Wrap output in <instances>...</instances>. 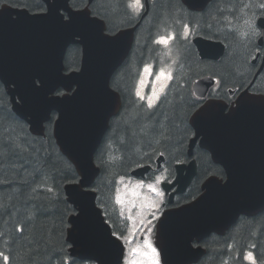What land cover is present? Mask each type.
<instances>
[{
	"label": "water",
	"instance_id": "water-1",
	"mask_svg": "<svg viewBox=\"0 0 264 264\" xmlns=\"http://www.w3.org/2000/svg\"><path fill=\"white\" fill-rule=\"evenodd\" d=\"M212 0H197L195 9L189 8V0H181L190 11H204ZM46 10L52 3L61 0H43ZM81 11L95 18L94 32L101 29L106 34L104 20L92 15L90 5ZM68 4L72 10L70 0ZM150 10V1L145 0V12L133 27L118 31L114 43L94 41L86 60L82 53L80 69L86 65L85 74L80 78L81 92L74 99L63 103H48L42 96H32L26 86V77L33 71L45 73L55 79L57 67L63 74L78 75L65 71V55L71 43L54 22L37 19L42 13H31L25 8L7 5L0 8V83L10 97L14 113L29 126L32 134L45 137L46 124L52 120L53 137L63 155L75 166L80 181H84L81 168L87 164V183L81 189L87 193V200L78 206L70 195L77 187L75 183L64 188L69 204L77 211L69 219L67 242L71 245L70 257L79 262H95L82 259L101 255L105 264H123L125 247L115 237L106 222L103 211L97 206V193L92 190L100 168L94 157L107 133L111 120L122 108V99L111 88V78L123 65L132 50L135 35ZM259 22V19L257 23ZM203 60H219L225 54L221 41L196 36L193 40ZM264 64L259 69V75ZM216 79L205 77L193 85L197 98L206 101L190 117L189 124L195 131L188 145V156L193 157L195 147L210 153L212 161L220 165L227 175L226 181L214 175L202 184L203 192L189 204L164 212L157 225L156 247L160 251L162 264H198L206 255V249L193 246L202 242L212 233L225 235L241 215L253 217L264 212V94L241 92L235 103L229 106L225 100L207 98ZM76 89L77 85H72ZM66 91L65 89H61ZM25 94V100L20 95ZM233 95L234 92L230 91ZM74 93H68L72 97ZM199 113V118L197 114ZM47 114L49 119H45ZM164 157L157 159L158 169ZM151 166H143L132 172L136 178H145ZM173 183L163 184L172 205L177 194H183L197 176V161L177 165ZM80 214L79 217L77 214ZM75 229V230H74Z\"/></svg>",
	"mask_w": 264,
	"mask_h": 264
},
{
	"label": "trees",
	"instance_id": "trees-1",
	"mask_svg": "<svg viewBox=\"0 0 264 264\" xmlns=\"http://www.w3.org/2000/svg\"><path fill=\"white\" fill-rule=\"evenodd\" d=\"M87 2L71 0V5L81 9ZM216 3L214 0L202 14L188 12L180 0H155L152 3L138 33L143 46L137 40V49L152 45V29L142 37L147 23L155 24L158 17L170 19L175 16L182 24L188 22L192 27H203L200 34L204 37L223 41L227 53L220 63L202 62L193 45L185 41L181 51L186 54L179 71H175L184 74L185 79L177 78L167 88L157 107L149 110L130 90L135 78V71L130 67L134 58L138 66L150 60L145 58L144 52L134 57V46L128 60L112 78V87L122 96L123 108L119 117L112 120L96 155V163L102 170L94 185L100 203L104 197L113 194L114 183L109 185L110 180L115 182L118 177L130 176V171L139 165L152 164L160 151L167 156L169 166H173L176 159L183 161L186 158L189 136L185 131L190 132L187 122L201 104L193 95L191 84L194 80L210 75L219 78L221 87L211 96L229 101L227 89H235L238 83L229 81L228 76H239V70L246 68L247 63L242 61V56L247 42H242L236 31L230 32L228 28L222 31V23L231 19L233 11L240 12L247 2L228 0L226 9L229 14L220 9V5L216 9ZM8 4L26 8L32 13L46 9L43 0H8ZM91 6L93 14L105 20L108 31L113 33L134 26L138 21L127 0H95ZM65 56L66 71L80 67L81 51L76 46L70 47ZM28 130V125L14 114L9 96L0 83V264H65V261L83 264L70 258V245L66 241L68 220L75 211L67 202L64 187L74 183V179L79 180L78 174L61 155L52 135V122L46 125L45 138L36 137ZM110 147L113 148L112 154L109 153ZM176 151L181 153L175 157ZM195 156L199 175L190 191L189 196L192 197L205 178L224 175L223 170L208 161L205 154ZM236 228L226 237L209 239L208 253L200 264H247L245 254L249 250L264 262V214L242 219Z\"/></svg>",
	"mask_w": 264,
	"mask_h": 264
},
{
	"label": "snow or ice",
	"instance_id": "snow-or-ice-1",
	"mask_svg": "<svg viewBox=\"0 0 264 264\" xmlns=\"http://www.w3.org/2000/svg\"><path fill=\"white\" fill-rule=\"evenodd\" d=\"M8 5V0H0V8H5ZM189 8L195 9L197 7V0H189L188 3ZM129 8L133 9L134 12H139L143 8V4L141 0H133L132 3L128 5ZM261 9H264V3L259 4ZM40 20H49L51 19L56 28L67 36V42L71 43L72 45L76 46L86 57L90 52V49L96 40H102L107 43H114L115 39L118 37L115 36L111 30H109L106 34L101 29L99 32H94L95 26V18H90L88 12L81 11V10H72L68 4V0H61L59 4L52 3L49 5L48 9L43 15L37 17ZM257 17L252 16L248 20L245 21L247 26V32L241 33V35L247 36L249 38L250 43H255L257 39L264 42V17L259 18V22L257 23ZM0 20H3L2 13H0ZM189 33V26H184V35L185 37ZM175 37L171 34L168 36H161L156 42L162 45H168L169 41L173 40ZM257 56L253 57V59L259 58V47L256 48ZM86 70V65L83 69H76L75 72L78 75H69L63 74V69L57 67L55 79H49L48 76L41 72V71H33L29 73L26 77V86L28 92L34 97H43L48 103H63L64 100L69 98H75L76 96L80 95L81 86H80V78L84 76ZM150 69L148 67L145 68V72H149ZM170 80L172 79V75L170 72H166L164 69H161L160 72L157 74L156 79L161 80ZM217 84L220 83L219 80L216 81ZM76 84V89H73L72 85ZM61 89H65L66 91H61ZM163 90V85L161 86V91ZM68 93H74L72 97L68 96ZM137 96H140L141 99L144 97L141 95L140 91H137ZM157 93L155 90L153 91L152 97L148 98V106H153V99H157ZM20 100H25V94L22 93L20 95ZM45 119H49L47 114L44 116ZM197 118H199V113L197 114ZM81 174L84 176V181L75 180L74 183L77 185L70 195L73 197V203H76L78 206L81 205V202L87 200V193L82 191L81 189L84 188V184L87 183V164L81 168ZM165 179L164 175L161 174L155 177V181L153 183L147 184V188L149 192L155 193L157 197L162 198L163 192L159 189L158 185ZM137 188L144 187L143 183L137 184ZM135 195V193H134ZM116 202L118 204L123 205L124 201L120 198L119 194L116 197ZM161 201L153 200L151 204L148 205L149 208L158 210L159 204ZM134 206V202H133ZM144 206L143 204L141 205ZM153 218L155 217V213H151ZM79 213L77 216L79 217ZM121 215L123 216L124 213L121 211ZM128 220H132V216L129 215L127 217ZM137 222L133 221L132 228L129 229L127 235H117L115 232L111 233V236L115 237L117 240H122L125 244H131L132 241L129 237L135 236V224ZM141 227L144 225V221H139ZM150 224L151 221H148ZM75 230V229H74ZM140 246L129 248V252L135 255ZM143 247L150 249L151 252V264H160L159 253L157 252L156 248L152 246L150 241H144ZM4 260H7L8 257H3ZM82 259H87L90 261H99V264H105L104 260L102 259L101 255H91L87 257H83ZM247 259L253 260L252 254L249 253ZM65 264H68L65 261ZM126 264H137V261L134 259L126 260ZM254 264V262H253Z\"/></svg>",
	"mask_w": 264,
	"mask_h": 264
},
{
	"label": "rangeland",
	"instance_id": "rangeland-1",
	"mask_svg": "<svg viewBox=\"0 0 264 264\" xmlns=\"http://www.w3.org/2000/svg\"><path fill=\"white\" fill-rule=\"evenodd\" d=\"M132 2H133V0H128L129 4ZM246 2H247V5H246V7H244V9H242V10L240 9V12H238L236 10L233 11L235 13H234V15H232L231 19H229L227 21H223L222 31L224 30V28H228L230 32L236 31L235 32L236 36L242 42H247L245 44H251L249 42V38L247 36L241 35V33L247 32V26L245 24L246 20H248L252 16H256V14L258 12H264V9H261L259 7V4L263 3L264 0H246ZM141 3H143V0H141ZM227 3H228V0H217L216 9L220 5L222 7L223 11L229 14L228 9H226ZM142 9L139 12H134L133 9H131V11L133 12V14L135 16H138L142 12ZM161 21L162 20H160L158 22V24L161 23ZM185 23H187V22H185ZM158 24L156 25V28L154 30V32H155L158 29L157 33L151 42L153 47L160 48L159 54L157 56V60H156V62H150V63H148V65L146 64L141 68L140 73H139V77H137L138 80H137V83L135 86V94L137 93V91H140L141 95L144 97V99H141L140 96H138L139 102H144L145 106L149 109L153 108L157 105V103L161 99L162 95L166 92V90H167L166 88H168V86L171 84V82L175 78L174 74H175L176 68H177L178 63H179L181 58H180V54H177L174 42H177L180 47H184V45H182V44L185 41H189V43L191 44V40L193 39V37L198 34L200 29H203V27H200L198 25H195V27H192L187 23L189 25V33L185 37L184 26L187 24H184V23L182 24L175 16L170 18V19L164 17V26L158 25ZM230 25H231V27H230ZM168 26L170 29H167V28L165 29V27H168ZM216 27H217V25H216ZM208 28H211V26H208ZM212 30L214 31V29H212ZM215 30H216V28H215ZM218 31H220V30L218 29ZM169 34L173 35L175 38L173 40L169 41V44L167 46L159 44L156 42L161 36H168ZM145 35H146V32L142 37H144ZM140 51H141V49L138 52H140ZM250 52H251V50L249 48H245L243 50V54H246V53L248 54ZM136 54L139 55V53H137V52H136ZM130 67L133 68L136 72L135 58H134L133 62L131 63ZM146 67H148L150 69L149 72H145ZM161 69H164L166 72H170L172 75V79L164 80L163 78H161V80H157L156 76L160 72ZM162 85H163V90L161 91ZM219 87L220 86H217L215 88V91H217L219 89ZM260 89L263 90V88L261 86H259V90ZM154 90L157 93L158 98L153 99V106L149 107L148 106V98L152 97ZM154 123L157 124L156 122H154ZM111 141H112V139H111ZM109 150H110L109 153L112 154L113 148L110 147ZM112 169L114 170V166L112 167ZM156 176H158V175H155V177ZM155 177L152 181H150L151 179L146 180V181H137V180L131 179L130 177H128V178H126V177L117 178L116 179V189H117L116 190V197L119 194L120 198L124 201V204L123 205L118 204L116 202V199H115L113 206H110V208H109V213L111 215H113L114 213H116L118 215L119 222L121 223V226L125 227L127 224H129L132 228L133 221L137 222L135 224V236L129 237V239L132 241V243L131 244H125L126 249H127V252H126L127 259L126 260L134 259L137 261V264H151L152 257H151L150 249L143 247L144 242H141L139 240L140 239L139 237L145 236V241H150L152 246L155 247L153 244V236L154 235L150 233L151 232L150 231V225H151V223H153L154 220L159 218V216L161 214V206H162L163 202L165 201V195H164V192L161 188V184L165 180H167L168 177H167V175H164L165 179L158 185L159 189L163 192L162 198L157 197L155 195V193L149 192V190L147 188V184L153 183L155 181ZM106 182H107V180H106ZM112 182H113V180H110L109 185ZM140 183H143L144 187L137 188L136 185L140 184ZM134 193H135V195H134ZM103 200L107 205H111V203H112L111 197L109 195L104 197ZM153 200H156V201L162 200V202L159 204L158 210L148 207V205L151 204V202ZM133 202H134V206H133ZM142 204L144 205L143 207L141 206ZM121 211H123V213H124L123 216L121 215ZM152 212L155 213L156 218H153V216L151 214ZM129 215L132 216V218H133L132 220L127 219V217ZM140 220L144 221L143 227H141V225L139 223ZM148 221H151V223L149 224ZM122 235H126V232L122 233ZM137 246H140L138 252L135 255L131 254L129 252V248H134ZM249 253L252 254V252H248L246 254V258H247ZM252 257H253V254H252ZM247 261L250 263H253V262L255 263V257H253V260L247 259ZM124 264H126V262Z\"/></svg>",
	"mask_w": 264,
	"mask_h": 264
},
{
	"label": "flooded vegetation",
	"instance_id": "flooded-vegetation-1",
	"mask_svg": "<svg viewBox=\"0 0 264 264\" xmlns=\"http://www.w3.org/2000/svg\"><path fill=\"white\" fill-rule=\"evenodd\" d=\"M246 5H247V3L244 4V6L241 8V10L244 9V7H246ZM214 8H215V6H214ZM214 8H213V10H214ZM256 15L260 16L258 13ZM160 20H162V21H161V23L158 24V22ZM155 23H156V25L157 24L158 25H163L164 24V17L162 16L161 19H159V17H158L155 20ZM257 46L259 47V50H260L259 51V58L253 59V57L257 56V51H256ZM245 48H249L251 50L250 53H248V54L246 53V54H244V56H242V61L244 63L245 62L247 63L246 68H241L239 70L240 73H241L239 76L229 74L228 80L233 82L234 84L238 83L239 87H237V88L238 89L242 88L243 90L247 89L249 84L255 80L254 84H253L254 87H252L251 92H253V93H260L261 92V93H263V91H264V69L261 71L259 76H257V74H258L257 72L259 71V69L261 68V66H262V64L264 62V60H263V58H264V42H261V40L257 39L255 41V43L245 44L244 49ZM225 61L226 62H230L228 60H225ZM256 76H257V78H256ZM259 86H261L263 88V90H261V89L259 90ZM243 90H241V91H243ZM239 93H240V90H239V92L236 93V95H238ZM236 95H235V97H236ZM235 97L231 98V102H233L235 100ZM193 134L194 133H193V130H192V135ZM180 153L181 152H177L176 151L175 152V156L177 154H180ZM198 154L202 155V154H205V153L201 151V153H198ZM205 155L207 156L208 161H210L213 164V161L211 160L210 155L209 156L207 154H205ZM185 163H188V162H185ZM174 174H175V171H174ZM201 187H202L201 185L196 187L197 191H196V194H195L194 198L198 197L201 194ZM156 227H157V225H155L154 223H151L150 231L154 234V236L156 234ZM236 227H238V224L236 226H234V228H236Z\"/></svg>",
	"mask_w": 264,
	"mask_h": 264
},
{
	"label": "bare ground",
	"instance_id": "bare-ground-1",
	"mask_svg": "<svg viewBox=\"0 0 264 264\" xmlns=\"http://www.w3.org/2000/svg\"><path fill=\"white\" fill-rule=\"evenodd\" d=\"M201 78H205L204 76H202ZM155 235H157V227H156V234ZM207 253V252H206Z\"/></svg>",
	"mask_w": 264,
	"mask_h": 264
}]
</instances>
